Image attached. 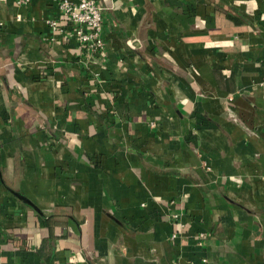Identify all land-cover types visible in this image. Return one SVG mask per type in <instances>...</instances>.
Segmentation results:
<instances>
[{
  "label": "crops",
  "instance_id": "1",
  "mask_svg": "<svg viewBox=\"0 0 264 264\" xmlns=\"http://www.w3.org/2000/svg\"><path fill=\"white\" fill-rule=\"evenodd\" d=\"M96 1L0 0V264H264V0Z\"/></svg>",
  "mask_w": 264,
  "mask_h": 264
},
{
  "label": "built area",
  "instance_id": "2",
  "mask_svg": "<svg viewBox=\"0 0 264 264\" xmlns=\"http://www.w3.org/2000/svg\"><path fill=\"white\" fill-rule=\"evenodd\" d=\"M33 0H17L18 4L29 5ZM66 17L76 40L86 56L101 58L104 55L105 43L102 38L103 7L96 0H55ZM53 27L57 22L48 21ZM89 61V60H88ZM86 63H89V62ZM175 218L178 216L175 215ZM204 234H201L203 237ZM175 237V235L173 236Z\"/></svg>",
  "mask_w": 264,
  "mask_h": 264
},
{
  "label": "trees",
  "instance_id": "3",
  "mask_svg": "<svg viewBox=\"0 0 264 264\" xmlns=\"http://www.w3.org/2000/svg\"><path fill=\"white\" fill-rule=\"evenodd\" d=\"M37 211L40 213V210H37ZM45 220H46L48 226L52 229L53 224L55 222L54 216L47 217V218H45Z\"/></svg>",
  "mask_w": 264,
  "mask_h": 264
},
{
  "label": "water",
  "instance_id": "4",
  "mask_svg": "<svg viewBox=\"0 0 264 264\" xmlns=\"http://www.w3.org/2000/svg\"><path fill=\"white\" fill-rule=\"evenodd\" d=\"M21 198L24 200V202H25L26 204H29V205H31L32 207L37 208V207L35 206V204H34L30 199H28V198H24V196H21Z\"/></svg>",
  "mask_w": 264,
  "mask_h": 264
}]
</instances>
